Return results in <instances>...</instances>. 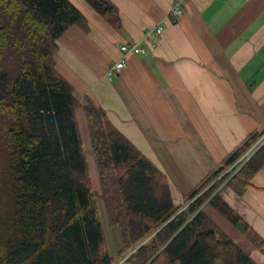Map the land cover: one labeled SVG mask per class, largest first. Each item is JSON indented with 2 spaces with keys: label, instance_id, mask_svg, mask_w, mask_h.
Wrapping results in <instances>:
<instances>
[{
  "label": "trees",
  "instance_id": "obj_1",
  "mask_svg": "<svg viewBox=\"0 0 264 264\" xmlns=\"http://www.w3.org/2000/svg\"><path fill=\"white\" fill-rule=\"evenodd\" d=\"M115 29L110 0H83ZM72 26L89 32L69 0H0V264H256L204 213H220L264 256V240L221 198L242 195L264 164L261 147L225 172L261 133L247 136L184 198L91 101L84 105L56 71L58 40ZM81 110L99 191L92 187L76 120ZM117 228L109 252L98 210ZM213 231V233L211 232Z\"/></svg>",
  "mask_w": 264,
  "mask_h": 264
},
{
  "label": "crops",
  "instance_id": "obj_2",
  "mask_svg": "<svg viewBox=\"0 0 264 264\" xmlns=\"http://www.w3.org/2000/svg\"><path fill=\"white\" fill-rule=\"evenodd\" d=\"M69 1L87 18L89 32L72 26L60 37L56 71L80 104L101 108L166 176L175 205L247 136L264 131V0H110L120 13L119 29L83 0ZM176 2L183 12L175 16L170 11ZM156 26L163 32L151 45L145 32ZM124 44L144 53L123 58ZM122 58L124 69L108 78V68ZM251 184L242 195L229 187L220 195L264 240V164ZM204 213L264 264L220 213L209 205Z\"/></svg>",
  "mask_w": 264,
  "mask_h": 264
},
{
  "label": "built area",
  "instance_id": "obj_3",
  "mask_svg": "<svg viewBox=\"0 0 264 264\" xmlns=\"http://www.w3.org/2000/svg\"><path fill=\"white\" fill-rule=\"evenodd\" d=\"M182 3L176 2L174 3L170 14L171 15H180L182 14ZM163 28L161 26H156L155 29H149L145 32V38L148 42H150L151 45H153L159 38V36L162 34ZM120 50L123 54V58L129 56V55H136L140 53H144V50L136 45H121ZM118 60L115 64L111 65L107 70V77L111 78L116 73L121 72L125 67L124 59ZM264 146V131L261 133L259 138L256 140V142L248 149V151L245 152L244 155H242L237 162H235L226 172L231 175L236 173V171L245 163L247 162L251 156L259 150L261 147Z\"/></svg>",
  "mask_w": 264,
  "mask_h": 264
},
{
  "label": "rangeland",
  "instance_id": "obj_4",
  "mask_svg": "<svg viewBox=\"0 0 264 264\" xmlns=\"http://www.w3.org/2000/svg\"><path fill=\"white\" fill-rule=\"evenodd\" d=\"M76 114H77L76 115V120H77L78 127H79V130H80L81 138H82V141H83L84 152H85L86 160H87V163H88V169H89V173H90V177H91L92 187L96 191H99L98 179H97V176H96L95 167H93V159H92L91 151H90V148H89V141L85 137V130L81 129L82 125L84 126V124H82L81 121H80V116L78 115L80 113L77 111ZM98 207H99V214H100V217H101L100 218L101 219V223L103 225V229H104V232H105V235H106V240H107V244H108L110 253H111L112 256L115 257V251L118 249L119 244H120L118 232H117L116 229L111 228V227L108 226L107 221H106V215H105L104 208L102 206L101 201H98Z\"/></svg>",
  "mask_w": 264,
  "mask_h": 264
},
{
  "label": "water",
  "instance_id": "obj_5",
  "mask_svg": "<svg viewBox=\"0 0 264 264\" xmlns=\"http://www.w3.org/2000/svg\"><path fill=\"white\" fill-rule=\"evenodd\" d=\"M213 233V231H211Z\"/></svg>",
  "mask_w": 264,
  "mask_h": 264
}]
</instances>
